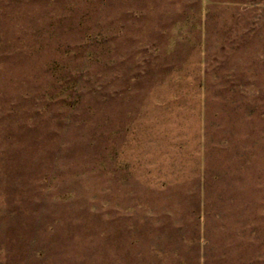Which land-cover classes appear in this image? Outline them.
Here are the masks:
<instances>
[{"label": "rangeland", "instance_id": "obj_1", "mask_svg": "<svg viewBox=\"0 0 264 264\" xmlns=\"http://www.w3.org/2000/svg\"><path fill=\"white\" fill-rule=\"evenodd\" d=\"M0 264H264V0H0Z\"/></svg>", "mask_w": 264, "mask_h": 264}]
</instances>
